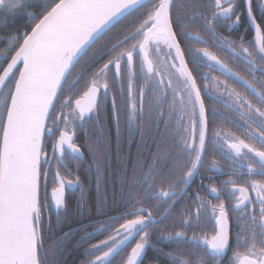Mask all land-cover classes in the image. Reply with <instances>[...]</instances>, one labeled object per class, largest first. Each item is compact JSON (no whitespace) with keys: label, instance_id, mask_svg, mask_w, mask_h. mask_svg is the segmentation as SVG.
I'll return each instance as SVG.
<instances>
[{"label":"snow or ice","instance_id":"snow-or-ice-1","mask_svg":"<svg viewBox=\"0 0 264 264\" xmlns=\"http://www.w3.org/2000/svg\"><path fill=\"white\" fill-rule=\"evenodd\" d=\"M20 15L27 23L0 36V264H66L75 231H63L68 187L81 192L79 242L90 257L82 264H114L127 247L120 264H144L149 248V264H264V0H0V21ZM243 24L253 40L217 30ZM194 25L239 60L243 74L211 52ZM202 61L227 78L195 71ZM108 96L117 137L118 98L124 101L128 151L113 149L102 120ZM224 120L244 138L225 132ZM79 123L93 124L82 144ZM210 146L229 161L227 169ZM86 153L95 207L79 175ZM203 169L228 178L205 184ZM194 178L200 184L190 191ZM184 200L177 225L173 213ZM110 207L118 214L109 215ZM94 211L105 222L84 223Z\"/></svg>","mask_w":264,"mask_h":264},{"label":"flooded vegetation","instance_id":"flooded-vegetation-1","mask_svg":"<svg viewBox=\"0 0 264 264\" xmlns=\"http://www.w3.org/2000/svg\"><path fill=\"white\" fill-rule=\"evenodd\" d=\"M195 26L198 28V30L201 32V34L204 35L205 39L209 41L207 47H209L210 51L215 53L216 55H218L222 60H224L226 63H228L229 66L232 67L234 70L241 71L243 74V64L239 60H234L233 57L228 52L217 47L216 45L219 43V41H213L212 39H210L209 36L206 33H204L203 30L199 27V25H195ZM246 29H247V31H245ZM217 30L219 32H222L225 36H230V38L233 41H238V38L240 35H244L246 41L247 40H253L255 37L254 30L251 27H249L248 24H243V25L239 26L238 28L233 29L231 31V33L229 32V30L227 29V27L225 25H218ZM196 47H205V45L199 44ZM203 63L204 62L202 61L201 62L202 66L200 68L202 74H208L209 76H215V77H218L220 80H225L227 78L225 75H223L221 73V71L215 70V69L210 70L208 67L203 66ZM111 75H112V73L109 72V76H111ZM74 79H75V77H74ZM228 82L230 84H233V86H235L238 91H243L242 87L238 84H235V82L233 80H229ZM138 83H142V81H138ZM118 100H119V105H121L122 110H123L124 101L122 98H118ZM104 102H106L107 104L111 103V97H109V98L106 97L104 99ZM216 107L218 109H220L221 111H226V109L223 107L222 104H216ZM120 115H121V120H122L121 126H124V124H123L124 113H121ZM230 116H231L233 121H236L238 123H242L240 121L238 113L232 112V113H230ZM103 119H104V117L102 118V120ZM219 126H222V128L225 132H234L236 135L240 136L242 139L244 138L243 129L241 127H238L236 124L229 122L228 120L221 121ZM92 129H93L92 123H89V124L79 123L77 126L78 143L82 144L83 141L88 138V135L91 134ZM161 131H163V127H161ZM125 134L128 136L127 131H125ZM111 137L113 138V137H117V136H113L111 134ZM47 150L49 152L51 151L50 146ZM225 151H227V150L225 149ZM209 153L212 155V158L220 161L221 165L223 167H225V169H227V167L229 166V161L225 160L224 157L221 156L220 152L217 149L212 148L210 146L209 147ZM69 155L71 156L70 153H69ZM87 157H88V154L86 153V158H81L79 170L84 165H86L87 168H89V165L85 163V161H87ZM74 163H75L74 161H69V167H74ZM201 176L205 177V179H204L205 184L215 183L217 186H220V182L223 180H226L228 178L226 175L217 173L215 171H208L207 169H203L201 171ZM207 177H212L213 179L209 180V179H207ZM69 178H71V177H69ZM254 178L260 179V177H258V176L254 177ZM81 182H82V180H81ZM199 184H200V178H194V182L191 185L190 191L198 190ZM47 185L53 186L50 188V191H49V195H50V199H51L52 190L56 185L53 182V176H52V173L50 170H49L48 184ZM65 191H66V200L68 198V195H70V194L73 195L76 200H78L80 197V195L78 194V193H80L79 188L73 189L72 187H68L65 189ZM201 194L206 195V190L201 191ZM186 202H187V200L181 201V203L179 205H177L176 210L173 213V216L177 217V219L174 221V223H176L177 225L179 224L178 215H179L180 209L183 207V205ZM167 223H173V221L170 219ZM202 226H204L207 231H209V232L211 231L210 224H204L202 222ZM189 234L191 235V233H189ZM136 239L138 240V237ZM131 243H132L131 246L134 247L135 242L133 241ZM165 243L167 244V242H165ZM193 251H195V249H193ZM154 255H155V253L153 252L152 249H150V248L147 249L146 250V256L144 258V264H149V262L152 260Z\"/></svg>","mask_w":264,"mask_h":264},{"label":"trees","instance_id":"trees-1","mask_svg":"<svg viewBox=\"0 0 264 264\" xmlns=\"http://www.w3.org/2000/svg\"><path fill=\"white\" fill-rule=\"evenodd\" d=\"M38 2V0H37ZM128 21H125V23H127ZM27 23V16L26 15H20L15 19H9L7 21H0V36H4L5 34H12L14 33L17 29H21L25 24ZM194 30L199 31L198 28L194 25ZM116 35L115 32L110 34V37H114ZM199 44L195 45L198 46ZM6 46V41L5 40H0V48H3ZM188 54L186 53V56ZM107 56H104L103 58H101L100 61H98L97 65H94V68L97 67L99 64H102L105 60H107ZM189 67H192L191 63L189 64ZM201 68V67H200ZM200 68L195 69V71L202 73ZM198 80H199V76H198ZM110 96H108L109 98ZM120 107V114L124 113V111L122 110L121 105H119ZM102 118L104 117V121L106 122L107 126L111 129V134L113 136H117L116 135V130H115V126H114V122L109 121L108 120V111L111 109V103H106L103 102L102 104ZM114 121V118H113ZM125 128L124 126H121V136L120 137H113L112 138V146L113 149L115 150V148L117 146H119L121 148L122 151H128V144H127V135L125 134ZM140 137L137 134L135 137V140L133 141L132 145H131V152L134 155L136 152V144L139 142ZM86 164L90 165L92 163L91 158H90V154H88L87 157V161H85ZM79 175H80V179L82 180V185L85 189V195L89 201L90 204L93 205V207H95V200L98 196V191L97 188L95 186V183L93 181V178L89 172V168H87L86 165L82 166L81 169L79 170ZM53 187L52 185H47V195L50 198L49 195V191L50 188ZM79 195H81V192L78 193ZM79 200V199H78ZM78 200L75 199V197L73 195H68L67 198V203H68V207H67V214H66V219L64 221L63 224V231H68L69 228L74 229L75 231L73 233L70 234L67 242H66V246H65V252H66V264H82V261H84L85 259H89L90 257H87L85 255V249L88 247L87 244H80L79 240L80 237L84 235V233L82 231L79 230V223H80V217L77 215V211H76V206H77V202ZM48 202V201H46ZM54 211V209H53ZM108 214L109 215H117V211L112 210L111 207L108 210ZM53 219H55V217L53 216ZM96 220H100L101 222H105V217L100 215L98 212H93L91 214V216L89 217L88 220H85L84 223H89V221H96ZM88 231H92V227H89L87 229ZM107 236V233H103L98 235L97 237H95L91 243H96L101 239H105ZM132 244V243H131ZM130 247L125 248V251L123 253H121V255L117 256L114 260V264H120L122 258H124L126 256L127 253H130Z\"/></svg>","mask_w":264,"mask_h":264},{"label":"water","instance_id":"water-1","mask_svg":"<svg viewBox=\"0 0 264 264\" xmlns=\"http://www.w3.org/2000/svg\"><path fill=\"white\" fill-rule=\"evenodd\" d=\"M65 198H66V191H65ZM147 250V249H146Z\"/></svg>","mask_w":264,"mask_h":264}]
</instances>
